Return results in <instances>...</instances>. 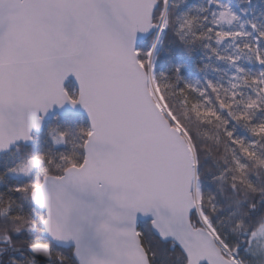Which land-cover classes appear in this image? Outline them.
I'll list each match as a JSON object with an SVG mask.
<instances>
[{"label": "snow or ice", "instance_id": "obj_1", "mask_svg": "<svg viewBox=\"0 0 264 264\" xmlns=\"http://www.w3.org/2000/svg\"><path fill=\"white\" fill-rule=\"evenodd\" d=\"M0 264H264V0H0Z\"/></svg>", "mask_w": 264, "mask_h": 264}]
</instances>
